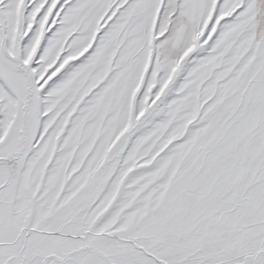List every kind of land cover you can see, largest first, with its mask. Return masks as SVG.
I'll list each match as a JSON object with an SVG mask.
<instances>
[{
    "label": "snow or ice",
    "instance_id": "obj_1",
    "mask_svg": "<svg viewBox=\"0 0 264 264\" xmlns=\"http://www.w3.org/2000/svg\"><path fill=\"white\" fill-rule=\"evenodd\" d=\"M0 264H264V0H0Z\"/></svg>",
    "mask_w": 264,
    "mask_h": 264
}]
</instances>
